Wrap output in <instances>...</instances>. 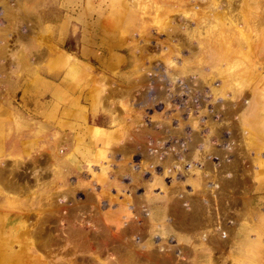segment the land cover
I'll list each match as a JSON object with an SVG mask.
<instances>
[{"label":"bare ground","instance_id":"bare-ground-1","mask_svg":"<svg viewBox=\"0 0 264 264\" xmlns=\"http://www.w3.org/2000/svg\"><path fill=\"white\" fill-rule=\"evenodd\" d=\"M33 1L0 0V84L14 83L18 76L21 77V70L29 62L33 61V58H39L34 49L40 45L38 40H42V31L41 26L38 24V18H35L34 15L35 3ZM122 1H118L120 5L116 4L115 10L111 8L114 2L107 4L108 9L104 17L111 20L109 22L108 19L107 22V26L111 28V34H116L112 28L122 22L124 12L130 4L129 0ZM136 1L131 3L133 5H135L134 3L139 4ZM166 4H164L166 6L163 5L156 10L154 14L151 13L152 18L161 19V25L159 24L160 27L157 29L162 30L165 36H168L173 41L171 44H167L165 48L163 47L167 50V53L162 55V62L153 64L144 61V57L147 56L146 53L148 52V44L144 42L137 56L135 53V59H138L139 56L141 61H137L134 65V67H137L132 72L134 75L131 77H129L131 74L129 76L126 75L130 82L129 86L119 87L120 85L114 84L112 88H106V90L104 88V93L94 102L103 110L104 116L109 118V127L104 128L96 125L86 128L81 136L83 142L82 150L76 145L77 142L70 143V135L60 134L55 137L56 139H53V142H49L53 144L52 153L50 154L47 151L52 162L49 161L46 165L42 164V166H39L36 163H41V160H38L37 156H34L35 158L32 156L27 160V162L31 160V165H37L36 169L39 170L34 171L36 176L31 178L34 177V182L37 183L35 186L39 185L44 191L42 194V208L45 205H51L53 201H51L52 194L48 193L51 186L58 182L61 186L66 182V179H68L65 176L66 170L68 167L76 168L74 166L78 164L76 157L84 161L90 160V154L93 151L94 153L97 151L90 144L98 141L102 145V148L98 150L99 154L104 152L105 154L119 156L120 161H116L115 164L117 171H121L125 163L128 162L127 160L124 162L122 159L127 158L129 160L131 155L139 156L138 161L141 168L146 163L149 164L152 168L150 172L152 175L148 174V177L151 187H153V193L147 198L143 192L139 193L136 191L135 185H131V188L128 186L129 190L127 191L129 192H123L120 199L116 201L118 198L117 192H120V184L113 181L115 188L112 187L115 191L114 194H110L111 184L107 180V176H105L109 166L107 165L106 168L99 167L100 172L98 170L99 173L95 175V180L99 182L98 187L100 189L98 191L101 193V197H106L108 206H110L111 202L115 203L116 201L115 211L121 213L123 210H130L132 212V214L130 212V218L119 225L117 219H120V217L117 215L118 218L113 216L112 212H106L107 209L104 211L105 207H102V210L100 209L101 213L99 211L96 212L98 213L97 215L92 213V218L85 219L82 222L79 220H83L84 216H77L80 210L77 211L76 207L74 210L67 209V205L65 208L67 210H65L62 218L61 229H59L62 239H56L54 237L56 235L53 234L54 240L51 243V238L45 237L49 232L42 226V256L44 257L42 259L48 257H45L47 252L49 254L58 252L59 255L63 256L67 251H70V253L74 251V254H71L75 255L76 252H85L93 256H85L87 258L90 257V259L86 261L84 257L83 261L85 262H81L82 259L80 260L79 258L83 256L79 257L76 253L75 256H77L79 261L74 256L77 261L67 262V264H77L79 262L86 264V262H89L88 260L92 259L91 257H93L92 262L98 259V262L96 261L98 264H186L185 260L183 262V256L184 258L189 256L187 262L193 260L192 264H194V251H198L199 255L202 252L211 253L213 256L211 263L213 264L215 253L225 250L222 247L228 241L238 245L243 232L246 231L244 222L251 217L247 215L251 208H248L249 210L246 209L249 206L245 207V204H248L245 203L244 196L241 195L243 193L239 196L237 195L238 187H242L241 185L248 180L252 182L251 185H254L256 180H262V185L264 184V177H262L264 175V161L258 162L259 159H256L255 154L260 156L261 153L253 148L259 145L264 146V0H167ZM171 5L178 8L186 7L181 12L185 15L186 12L184 11L188 10L187 15L193 19L192 24H194L188 26L185 21L181 20L182 17L177 22L172 16L168 17L167 12L173 9ZM135 7L140 12L141 6L135 5ZM143 11H146L144 6L141 8L142 14H140L142 20L145 19L143 18ZM28 22L30 23L28 24ZM36 26H38L37 29H35ZM7 42H9L10 47H7ZM120 43L121 41L117 40L114 45L119 46ZM15 44L17 48H14ZM45 46L42 45V58L44 54L50 53L48 46ZM174 51L179 55L175 57L178 60L173 63L174 65H167L165 60L170 56L174 57L175 55L172 54ZM66 52L58 49V59H63V62L67 61V64H71L73 61L76 63L77 57L68 56ZM114 54L118 55L117 53ZM148 56L151 57L150 55ZM71 58L72 62H70ZM194 71L197 73L192 74L194 77L189 79L186 76V72L191 74ZM202 71L213 75L206 77ZM199 73L201 74L200 76ZM240 73L243 74V77L242 74L238 76ZM178 74H180L179 80L177 79V82H179L177 84L171 83L170 79ZM214 75L220 76V83H214L213 80L210 81V79H214ZM103 76L101 77L105 82L106 79ZM237 78L239 80L235 81ZM102 80L100 82L105 84L106 82L104 83ZM138 87H142V89ZM132 88L134 90L137 88L138 93L137 91L136 93H131ZM247 88L248 90H246ZM179 90L186 91V96H190L193 100L196 99L195 102L197 104L195 105H199L198 109H193L194 105L192 104L189 108V104H185L182 96L180 97L181 93ZM206 92H209V100H212L209 107L204 102V100L207 101L206 97L201 102V98H204ZM115 94L123 97L131 94V98L141 104H151L159 101L162 109H166V112H164L165 119L149 121L150 127L148 129L144 128L148 123L142 121L138 132L130 133L126 129L124 136L122 135L123 139H120L121 136L117 137L118 134H116V123L120 121L118 118L120 116L117 115L119 111L116 110V113V106L113 108L114 110L111 108L112 105L110 106L109 103H111L112 99H107L106 97L110 95L113 97ZM183 94L185 93L181 95ZM119 98L118 96L120 101ZM4 100L5 98H1L0 103ZM121 105L123 104H120V108L124 111V106L126 105ZM63 113L65 114V111ZM151 116L160 117L159 113ZM170 117L174 118L173 122ZM120 119L122 118L120 117ZM246 123H249V126ZM136 124H138L137 121ZM47 125L42 123V133L45 132L44 129H47ZM128 126L126 127L128 128ZM203 129L205 132H203ZM211 137L212 140H216V143H220V145L229 141L230 146L227 145L228 148L226 150L222 149L221 146L210 147ZM60 142L69 145L68 151L56 152L55 149ZM158 145L160 147L163 145L164 151L159 150ZM250 153L253 155L250 156ZM43 155L45 156V154ZM52 155H56V157H52ZM18 158L21 159L20 157ZM0 159L3 158L0 157ZM15 159L17 157L12 159L14 164L8 158L7 160L3 159L5 162L11 163L10 166L7 162V165L0 162V165H5L0 166V193L3 195H21L24 191L21 188L22 184L18 182L23 177H26L23 175L26 172L22 174L24 169L21 170V168L19 169L22 171L20 173L18 170L20 167L18 166L25 162L24 160L16 162ZM44 162L45 159H43L42 163ZM258 163H261L260 166ZM26 164L22 166L25 167ZM28 165H30V162ZM157 165L161 167L160 172H156ZM38 166L41 167L42 174ZM31 168H34V166ZM101 171L104 172L101 173ZM141 173L143 172L137 171V174ZM16 175L17 177H14ZM46 175L54 178L48 179L49 181L47 182L42 180L39 183L40 177L43 178ZM192 177L194 178L191 180L192 185H189L190 188L186 192L181 191V189L186 188V183L182 185L172 184L176 180L175 178L185 181L186 179L190 180ZM164 178H169L171 184L165 185ZM24 180L27 181V178L23 179V183L26 182ZM80 185H82V182L75 179V183L72 186L67 184V186H70L68 192L71 193L73 189ZM84 192L82 197L84 196L89 200L90 195L88 196L86 190ZM5 199H8V197ZM87 199H85L86 202L88 201ZM85 200H81L82 203ZM95 200L97 202V197ZM128 201L129 206L127 208L126 202ZM148 202H150L149 205ZM156 202H163V204L159 206V203ZM7 203L9 204L10 201ZM75 203H73V207ZM254 205L253 210L255 208L256 212L257 205L256 203ZM50 207L52 208V206ZM81 207H87L85 209L88 210V206ZM95 207L98 209V205ZM234 208H240L241 210L238 213H233L232 217L229 211ZM252 213L254 212L251 211ZM54 214L53 211L48 209L45 212L43 211L41 216L42 224L50 221L51 217H55ZM0 217L5 226L10 224L11 215L9 213L2 211ZM99 218L101 219L100 221ZM27 221L29 223V220ZM261 222L264 223V220ZM82 224L86 225V230L82 229ZM168 233L173 235L170 240H168ZM2 238L0 236V242ZM185 238L188 239L187 241L196 242L197 246L189 252H186L189 250L186 249L184 253L185 246L178 245ZM57 240L58 242L62 241V243H58ZM187 253L190 254L185 257ZM191 255L193 257L192 260L190 259ZM69 256L73 257L70 254ZM65 261L63 260L62 262L64 263Z\"/></svg>","mask_w":264,"mask_h":264},{"label":"rangeland","instance_id":"rangeland-1","mask_svg":"<svg viewBox=\"0 0 264 264\" xmlns=\"http://www.w3.org/2000/svg\"><path fill=\"white\" fill-rule=\"evenodd\" d=\"M74 1H75V5L78 6L81 4L84 8H86L88 14H90L91 17L93 18V20L95 21L94 23L99 21V23H98L99 25L102 24V21L100 20L99 16L104 18V14H106L107 9H108L107 4L109 2L115 3V4L113 3V5H111V8L113 10H115L114 8H116V4L120 5L118 3V1L123 2L122 0H74ZM125 1H127V0H125ZM133 1H135V0H133ZM133 1L129 0L130 4L127 6V8L124 12L122 22L118 23L116 25V27L112 28V30L120 38L119 39L121 41L120 45L119 46L114 45L115 42L113 44L111 43L108 46L97 44V48H99L101 50L102 49L105 50V49L109 48V46H111V49H114L113 50L114 52H117V50H118V51L123 53V54L117 53L118 55H116L115 57L111 56L116 60V63L118 64V66L120 68H123L122 71L116 72V70H114L115 74H113L111 77L106 75V74H100L99 75L100 78H99V76H96V77L91 76L89 79H86V77H85L86 75L91 73V66L89 65L88 62L82 61L81 59L77 58V60H75L76 63H74V61H73L74 64L71 63L72 64L71 65L68 63L69 64L68 65L66 63L67 61L63 62V59L62 60L58 59V49H61V51L64 50L65 52L67 51L66 53H68V56L73 55L76 58L75 54L72 53V47L71 46L73 44H71V42L69 43V40L60 41L58 44L59 46L55 45V44L47 43V41L44 40L48 30H47V25L41 24V0H34L33 1L35 3L34 15H35V18H38V24L41 26V31H42L41 32L42 40H38V41H40V45H38V47H36L34 49L36 54L39 56V58L38 57L33 58V61L29 62L28 65L21 70V72L23 74L29 70L31 73H35L36 70L38 69L40 61L45 59L46 57L54 54V57L48 58V60H53L54 65L57 67L55 73L58 75L57 77H58V82H59V84L56 86V97L58 99V113H59V121H60L59 124H60V126L69 125V127H71V128H74V126H75V127H77V130H78L77 133L76 132L71 133L70 130L59 132L56 129L53 131V133H56V135H54V138L52 137V139L50 141H47V145H49V142H53V139H56L55 137H57L60 134L65 135V136L70 135L69 136V137H71V141L69 140L70 143L77 142L76 145L80 148V150H82V146H83L82 137H81L82 132L84 130H86V128H88V127L96 126V125H91V124L87 123V121H86L87 113L85 114L84 109H86V111L89 110V103L87 102V107L85 108V106L82 105V103H81L82 101L79 100L80 97L82 96V94H84V93H82L83 92V89H82L83 86H86V85L90 86V88L88 89V91L86 90V92H87V98H88V100H90V103L92 104L91 107L93 105L97 106L94 102L96 100H98V98L101 96L102 93H104L103 91H105L106 88L107 89L110 87L112 88L114 86V84L117 86L120 85L119 87L129 86L130 82H129V79H127V77L130 74L131 75L129 77L134 75V74H132V72H134V69H137V67H134V65L137 63V61L138 62L141 61L139 56H138L139 60L135 59V53L137 56V53H138L141 45L144 42H146V44H148V48H147L148 52L146 53L147 56L144 57L145 58L144 61H148V62L153 63V64L162 62V55L167 53V50L164 48L167 46V44H171L173 41L168 36L166 37L162 30L157 29L160 27L159 24H160L161 19L152 18L151 13L154 14L156 10H158L164 4H166L167 0H146L145 2H144V0L143 1L137 0L136 2H138L139 4H136V3H134V4L138 7L141 6L140 12H138L137 10H139V9H137V7H135V5L132 4ZM154 5H155V7H154ZM166 5H164V6H166ZM142 6H144V9L146 10V11H143L144 12L143 18H145L144 20H142V18L140 16V14H142L141 13ZM109 8H110V5H109ZM171 8H173V9H171L170 11L167 12V16L168 17L172 16L173 19L175 20V22H177L179 20V18L182 17L181 20L185 21V23L188 24V26H192L194 24V23L192 24L193 19L188 17V15H187L188 10L184 11V12H186L185 15L182 14L181 10H183L184 7L178 8V7L171 5ZM82 12H84V11H82ZM101 13L103 16L100 15ZM145 20H147V21H145ZM29 23L30 22H28V24ZM37 27L38 26H36L35 29H37ZM109 32H110V35L112 36L111 28L109 29ZM156 34H157V36H156ZM42 45L43 46L46 45L45 47L48 46V50L50 51V53L44 54L43 58H42ZM7 47H10L9 42H7ZM11 47H13V46H11ZM14 48H17L16 44L14 45ZM69 50H71V51H69ZM176 53L177 52L174 51V53H172V54H174L175 56L174 55H173L174 57L170 56L165 60L167 65L173 64V63H175L176 60H178L177 58H175L176 56L177 57L179 56ZM183 53H184V51H183ZM148 55H150L151 57H149ZM74 57H72V58H74ZM72 58H71L70 62H72ZM97 60H98V66L100 67L101 61H99V59H97ZM111 60H113V59L110 58V63H111ZM54 65L52 67H49V69H52L54 67ZM71 66H74V67H71ZM149 73H151V72H149ZM186 73H185L186 76H188L189 79H191L192 77H194V75H192V74H196L197 72L194 71V73H191V74H190V72H186ZM202 73L204 74V76L206 75V77L213 75L212 73H210V74L207 73L208 74L207 75L205 73V71H202ZM22 74H21V76H22ZM241 74L242 73H240V75L238 74V76H241ZM126 75H128V76H126ZM200 75L201 74L199 73V76ZM79 76L83 77L82 78V80H84L83 82L82 81L79 82V80H78ZM101 76L105 77L106 83L102 80ZM174 77H173L174 79L173 78L170 79L171 80L170 82L177 84L179 82V81L177 82V79L179 80L180 74L175 75ZM242 77H243V74H242ZM244 77H245V75H244ZM17 78H20V76H18ZM17 78H16V80H17ZM214 79H210V81L213 80L214 83H220V80H221L220 76L214 75ZM16 80L14 81L13 84L16 83ZM100 80H102L105 84L100 82ZM238 80H239V78H237L235 81H238ZM3 84H5V83H3ZM192 84H193V82L190 85L192 86ZM101 86H104V87H101ZM104 88H105V90H103ZM133 88L131 89L130 92L136 93V91L138 89L135 88V90H134ZM138 88L142 89V87H138ZM246 90H248V88ZM179 91L181 94L185 93L183 95L180 94V97L182 96L183 101H185V104L186 103H187V105L189 104L188 105L189 108L192 105H194L193 109H198L199 105H195V104H197L195 102L196 99L193 100L192 98H190V96H186V91H183V90H179ZM2 92H3V90L2 91L0 90V94ZM137 93H138V91H137ZM208 93L209 92H206V94H204L205 95L204 98L203 97L201 98V100H202L201 102H203V100L207 98V101L204 100L207 107H209V104L212 101V100H209L210 94H208ZM3 95H4L3 96L4 98L8 97L7 94H3ZM110 96L109 97L106 96L107 99L110 98L113 100V101L112 100L110 101L111 103H109V105L110 106L112 105L111 106L112 109L115 108V106H116L115 111L117 110L120 112V113L118 112L117 115H119L122 119H124V120H122V119H120V117L117 116L120 121H118V123H116L117 124V130H118V131L116 130V134H118L117 137L119 135L121 136L120 139H123V136L126 132L125 131L126 129L128 130L127 132H130V133L138 132L140 129V125H141L142 121L143 122L145 121V123H148L149 121L150 122L155 121V119L156 120L157 119H165L164 112H166V109H164V110L162 109L161 103L159 101L151 103V104L149 103L150 104L149 105V104H141L139 102L134 101V99L131 98V94H130V96L127 94V96H124V97L118 95L120 97L119 98L120 101L118 100V96L116 94L113 96V97H116V98H114L115 100L113 99L112 96H111L112 98ZM17 97H18V92L15 94V96H13V99H15V100H12L13 104H15L16 101L18 100ZM10 100H11V98H10ZM117 102H119V103H117ZM0 104H1L0 108L3 109V110L1 109V111H0V157H2L3 159H6V160L8 158V160L10 159L9 160L10 162H12V159L15 157H17V159H15L16 162L18 160L22 161V160H24V157L22 156L21 149H19V147L17 146V142L19 141V139L22 136L21 127H22L23 123L26 122V117L23 116L24 114L15 105L10 104L8 102V100L7 101L4 100ZM120 104H123L121 106L126 105V106H124V108H125L124 111L122 108H120ZM117 107L122 109L121 110L122 112ZM51 109H54V113H55L56 106L53 105L52 107L49 108L50 111H52ZM64 111H65V114L63 113ZM117 111H116V113H117ZM155 113L156 114L159 113L160 117L158 116L156 118V117L151 116L152 114H155ZM68 118L77 119L76 125H74L75 121H73V119H71L67 122ZM128 118H129V120H127ZM170 118H171L170 119L171 121L174 119L172 117H170ZM213 118H215V116H213ZM107 119L109 121L108 117H107ZM48 121H50V119ZM133 121H135V122H133ZM136 121L139 125L136 124ZM34 123H36L38 125L37 122L34 121ZM42 123L45 125L44 122H41V126H40L41 127V133H42ZM119 123H121V124H119ZM46 124H48V123H46ZM128 124H129V126H128ZM248 124L249 123H246V125H248ZM126 126H128V128ZM201 126H203V124H201ZM149 127H150V125L148 123L147 125H145L144 128L148 129ZM137 128H138V130H137ZM131 129H133V130H131ZM129 130H131V131H129ZM203 132H205L204 129H203ZM42 134L44 136H46L45 132ZM12 136H14V137H12ZM202 137H204V136L202 135ZM210 139H211L210 140V147L221 146L222 149L226 150L228 148V146H230L229 141L225 142L224 143L225 145L223 144L224 145L223 146V145H220V143H216L217 142L216 140L215 141H214V139L212 140V137ZM212 141H214V142H212ZM100 143L101 142L98 141L96 143L90 144V146L95 147L94 149L97 150L95 153L93 151V153L90 154V156H89L90 160L87 159L84 161L83 159L76 157V159L78 160V164L74 165V166H76V168L72 169L71 167H68V169L66 170L67 173L65 175L66 178H68V179H66V182L63 181L64 182L63 186H59L58 181H57L58 182L57 184H54V186H51V189L48 191V193L52 194L51 195V201L52 200L53 201H52L51 205H48V206L45 205L46 207L44 206L43 208H42V194L44 193V191H43L42 187H40L39 185L35 186V184H37V183L34 182V177L36 176L35 172H36V170L37 171H39V170L36 169L37 165H34V164H32V165L34 166L35 170H34V168H31V167H33L31 165V160H29L28 162H27V160L32 156H29V155L26 156V157H28L27 160L26 161L24 160L25 163H22V165L27 163L25 165V167L22 165H21L22 167L18 166V167H20V168H18V170L21 168H22L21 170L24 169L23 172L21 170H19L20 173L22 172V174H23L24 172H26L25 174H23L24 176H26V177H23V179L27 178V181L24 180L26 182L23 183V179H22V180H20L22 182H20V181L18 182L19 184H22L21 188L24 191L21 193V195L20 194L19 195L13 194L10 196L3 195L2 193H0V213H2V211H4V212L9 213L11 215V222L9 225H6V226L4 225V222L0 217V236L4 238V240L2 238V240L0 242V256H1L0 264H54V263L55 264L56 263L57 264H67V262L70 263L71 261L72 262L77 261L78 260L77 256H79V257L83 256L82 258H79V259L80 260L82 259L81 262H85V261H83L84 259L86 261H87V259H90V257L87 258L85 256H90L92 254H89V253L86 254L85 252L84 253H82V252L77 253L76 252L78 255L75 256L76 253H75V255H73L74 251H71V253H73V254H71L70 251H67L66 253L64 252L65 254L63 256H61L58 254V252H54L55 254H49L47 252V255L45 254V257L46 256H48V257H46L45 259H42V258H44L42 256V240H43L42 239L43 238L42 237V226H44L45 227L44 229L47 230V232H49L51 234L50 235L48 233V234H46L45 237L51 238V243H52L54 240L53 239L54 237L56 239H62L61 238L62 236L60 234L59 229H61V225H62L61 223L63 221L62 218H63L64 212L68 208L71 210L72 209L74 210V208L76 207L77 211L80 210L81 214L79 211V215L77 214V216L78 217L84 216L82 218L83 220H79V221L83 222L85 219L88 220V219L92 218V213H95L97 215L98 213H96V212L97 211L100 212L102 210V207H105L103 209L104 211H106V209H107L106 212L110 211V212H112L111 214L113 216H115V217L119 216L120 217V219H117L118 220L117 223H119V225H120L124 221H127L132 214V212L130 210H128V211L123 210L121 213L118 211H115L116 201L118 199H120L121 194L123 192H125V191H126V193L129 192V191H127V190H129V187L131 185H135L137 192H139V193L143 192V194H145L144 196L149 198V195L151 193H153V189H152L153 187H151V183L149 182V177H148L149 175L150 176L152 175L150 173L152 170L150 165L146 163L141 168L139 166V161H138L139 156L138 155H131L129 160L127 158L122 159V161L126 162V160H127L128 162L125 163L126 166L124 165V167L122 168L121 171H119V170L117 171L115 169V164H116V161L119 160V156L114 155V154H111V155L105 154L104 152L103 153L100 152V154H99L98 150H99V148H102V145H100ZM261 143H262V141H261ZM51 145H52V147H51L50 151H48L44 148V143H42L41 150H40V152H41V163L39 162L36 164H39V166H42V164L46 165V163L49 161L52 162L51 157L48 154V153H50V154L52 153L53 144H51ZM148 145H149V142H148ZM64 146H66V147H64ZM93 147H92V149H93ZM68 148H69L68 144H64V142H60L55 150H56V152L61 151V153H62V152L68 151ZM154 148L157 149L156 147H154ZM158 148H159V150L164 151L163 145H161V147H160V145H158ZM253 148L257 149V151H259L261 153L260 156H259V154L258 155L255 154L256 159L257 160L259 159L258 162L259 161L263 162L264 161V156H263L264 155V150H263L264 146L259 145V146H255ZM42 149H45V150H42ZM47 151H48V153H47ZM43 154H45V156ZM38 155H39V153H36L35 157L37 156V158H38ZM252 155L253 154L250 153V156H252ZM13 156H15V157H13ZM18 157H20L21 159H19ZM35 157L33 155V158H35ZM43 157H45V158H43ZM52 157H56V155L55 156L52 155ZM3 159H0V160H3ZM43 159H45L44 163H42ZM34 160H36V159H34ZM0 162L1 163L3 162L4 164H6V162L8 163V161L5 162V160L0 161ZM29 162H30V165H28ZM34 162H37V161H34ZM34 162H32V163H34ZM102 162H104V164H102ZM4 164H2V165H4ZM8 164L10 166L11 163H8ZM12 164H14V163L12 162ZM260 164L258 163L259 166H260ZM2 165H0V166H2ZM107 165L109 166V169H107L105 176H107L106 178H107V180H109V182L111 184L110 185L111 189H110L109 193L114 194V191H115L114 188L115 187L112 183L113 181L120 184L119 185L120 192L119 191L117 192L118 198L116 199L115 203L111 202L110 206H108L106 204V202H107L106 197H101V193L98 191V189H100L98 187L99 182L95 180L96 179L95 175L100 172V170L98 168L99 167L100 168L101 167L106 168ZM262 165H263V163H262ZM39 166H38V168L40 169V172L42 174V171H41L42 169ZM158 167H160V166H158V165L156 166V168H157L156 172L161 171V167L160 168H158ZM31 169H33V170H31ZM98 170H99V172H98ZM263 170H264V167H263ZM137 171H141L143 173L137 174ZM103 172L104 171H101V173H103ZM32 176H34V177L31 178ZM14 177H17V175ZM97 177L100 178L99 176H97ZM262 177H264V175ZM53 178L54 177H51L50 175L49 176L46 175V176H43V178L40 177L38 182L41 183L42 180H45L43 182H47V181H49L48 179H53ZM74 178L81 181L82 185L77 186L76 189H73V191L70 193V192H68L69 191L68 188L75 183ZM175 179L176 180H174V182H172L173 185H178V184L182 185V184L186 183V188L181 189L182 192H184V191L186 192L187 189L189 190V188H190L189 185H192L191 180L194 178L192 177V178H190V180L186 179L185 181L179 180V178H175ZM28 180H29V182L31 181V183H29ZM131 180H132V182H131ZM72 182H74V183H72ZM255 182L256 183H254V185H251L252 182H250L248 180L243 185H241L242 187H238L237 195L239 196L241 193H243L241 195L244 196V199L246 201L245 203L248 204V205L245 204V207L249 206V207H246V209L251 208V210H249V209H248L249 211L247 210L248 211L247 215H249L251 217L247 218V220L244 222L246 231L243 232L239 244L234 245V244H232V242L228 241V243L226 244L227 246L225 245L226 247L225 246L222 247V249L225 248V250H221L222 252H220V253L216 252L217 254L220 255V257L223 258L222 261L224 262V264H229V258L227 256H231V252H230L231 249L230 250L228 249L231 246H235L234 256L232 253V256H233L232 260L234 261V264H264V223L261 222L262 220H264V212L262 211V209H263L262 204L264 203V200H263V197L261 195V192H264V186H263L264 184L262 185V180H256ZM164 183H165V185H169V184H171V181L169 180V178H164ZM67 184H70V186H67ZM100 185L102 186V184H100ZM244 185H246V186H244ZM24 186H26V187H24ZM137 187H139V188H137ZM85 190H86V193H88V196L90 195L89 200L87 198H85L84 196L82 197V194ZM84 194H85V192H84ZM94 196L97 197V202L95 200L96 197H94ZM7 197H8V199H5ZM84 198L87 199L88 201L86 202V200ZM90 198H91V200H90ZM81 200L82 201L85 200V202H83L84 205H83ZM247 200L248 201L250 200V201L248 202ZM8 201H10L9 204L7 203ZM159 201H161V200H159ZM67 202H68V204H67ZM60 203H62V204L60 205ZM69 203L72 205H70ZM73 203H75L74 207H73ZM149 203L150 202H148V205H149ZM156 203H159L158 204L159 206H161L163 204V202H156ZM254 203H256V205H257L256 212H255V208L253 210V207H255ZM126 204H127L126 207L128 208L129 201L126 202ZM9 205H10V208H9ZM53 205H55V206H53ZM80 205L81 206H88V210L85 209L87 207H81ZM94 205L95 206L98 205L99 210ZM50 206H52V208ZM66 206H67V209H65ZM124 206H125V204H124ZM82 208H83V210H82ZM44 209H46V210L48 209L50 211H53L55 213L54 214L55 217H51L50 221L44 222V224H42V217H41L42 212L46 211ZM234 210H236V211H234ZM239 210H241V209L240 208H234L233 210H230L229 213L233 217V215H234L233 213H238ZM59 211H60V213H59ZM251 211H253L254 213L251 214ZM130 212H131V214H130ZM48 214H49V212H48ZM115 217H113V218H115ZM52 218L53 219L55 218V219L53 220ZM39 219H41V220H39ZM27 220H29V223ZM58 220H59V222H58ZM67 220H69V219H67ZM100 220L101 219L99 218V221ZM55 223H56L57 227H55L56 226ZM59 223H60V225H59ZM82 229L86 230L87 229L86 225L82 224ZM112 230H114V228H112ZM53 234L56 235L57 237L59 236L60 238L59 237L57 238ZM52 235L54 237H52ZM168 240H170V237L168 238ZM187 240L188 239H186V238L184 240H181V244L178 245V246L184 247L185 246L184 243H189L188 246L184 247V249H185V250H183L184 253H185L186 249H189L188 251H186V252H189L194 247L197 246L196 242H190ZM57 242H58V240H57ZM58 243H62V241L61 242L59 241ZM178 244H179V242H178ZM108 251L110 252V250H108ZM69 254L73 257L71 258L69 256ZM84 254H86V255H84ZM189 254L190 253H187L185 255V257H187ZM194 254H195L194 264H199L198 263V257H199L198 251H194ZM200 254H201L200 256L206 257V259L204 261H202L201 264H212L211 258L213 256L211 253L202 252ZM248 255L250 256L249 258H248ZM74 256L76 257L77 260L74 259ZM188 257L184 258V256H183L182 257L183 262L185 260L186 264H192L193 263L192 255L190 257V259L192 261L189 260V262H187L189 259ZM67 258H68V260H67ZM91 258H92L91 260H93V257H91ZM95 259H97V258H95ZM63 260L64 261L66 260V261L63 263L62 262ZM91 260H88L89 262H86V264H98L97 263L98 259L93 261L94 263ZM77 264H81V263L79 262ZM82 264H85V263H82Z\"/></svg>","mask_w":264,"mask_h":264},{"label":"crops","instance_id":"crops-1","mask_svg":"<svg viewBox=\"0 0 264 264\" xmlns=\"http://www.w3.org/2000/svg\"><path fill=\"white\" fill-rule=\"evenodd\" d=\"M108 19L100 16L102 24L99 25V21L94 23L87 9L81 4L78 6L75 5L74 0H41V24L47 25L48 30L44 40L47 41V43L55 45H58L60 41L69 40V43L71 42V44H73L71 46L72 53L82 61L88 62L91 66V73L85 76L86 79H89L91 76H99L100 74H106L111 77L115 74L114 70H116V72H121L123 69L118 66L116 60L113 58L116 56L114 53L123 54L122 52L118 50L114 52V49H111V47L105 50L97 48V44L108 46L120 39L117 34H112L113 36L110 35V28L107 26ZM109 22H111L110 19ZM52 57H54V54L41 60L35 73H31L29 70L23 73L20 78H17L16 84L10 82L0 84V90H3L1 98L4 99L3 94H7L8 97H5V100L15 105L24 114L23 116L26 117V122L23 123L21 127L22 136L17 142V146L21 149L25 161L28 158L26 156H35L36 153H39L37 159L41 160L40 150L42 143H44V148L50 151L52 145L51 143L47 145V141H50L52 137L56 135V133H53L54 130L57 129L59 132L70 130L71 133H77L78 131L77 127L74 126L76 125L77 119L68 118L67 120V122L71 119L75 121L73 125L74 128L69 127V125L60 126L59 124L58 99L56 97V86L59 82L58 75L55 73L57 67L54 65L53 60H48V58ZM110 58L113 59L111 63ZM97 59L101 61L100 67L98 66ZM53 65L54 67L49 69V67ZM82 78V76L78 77L79 82L84 81ZM89 88L90 86L87 85L82 87V93L84 94H82L79 99L82 101L81 103L85 108L87 107V102L89 103V110L86 111V109H84L85 114L87 113L86 121L91 125H99L107 128L109 127L108 119L102 113L103 110L99 108V105H93V108L91 107L92 104L90 100H88L86 92ZM17 92L18 100L13 104L12 100H15L13 96H15ZM53 105L56 106L55 113L54 109H51L52 111L49 110ZM49 119L50 121H48ZM34 121L37 122L38 125L34 123ZM41 122L45 124L48 123L47 129L43 127L46 136L41 133ZM261 195L264 200V192H261ZM262 208L264 212V203L262 204ZM167 236L171 238L173 235L172 233H168ZM184 244L185 246L189 245V243ZM228 249H231V256L226 255L229 258V264H234L232 257L234 256L235 246H231ZM200 255L198 257L199 264L206 259V257ZM216 255L217 253H215L213 264H224L222 261L223 258L220 257L219 254V256ZM249 257L248 255V258Z\"/></svg>","mask_w":264,"mask_h":264}]
</instances>
